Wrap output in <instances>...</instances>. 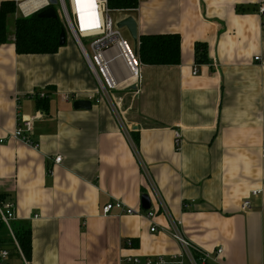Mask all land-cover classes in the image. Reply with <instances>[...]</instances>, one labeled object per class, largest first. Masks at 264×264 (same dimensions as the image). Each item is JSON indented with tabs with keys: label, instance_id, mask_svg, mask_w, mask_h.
<instances>
[{
	"label": "crops",
	"instance_id": "1",
	"mask_svg": "<svg viewBox=\"0 0 264 264\" xmlns=\"http://www.w3.org/2000/svg\"><path fill=\"white\" fill-rule=\"evenodd\" d=\"M260 6L264 0L142 1L133 17L138 38L178 34L180 61L142 64L136 83L115 91L122 97L119 114L100 98L73 39L52 54H17L20 14L7 15L0 44V195L14 202L17 223L30 234L27 264H118L126 254L177 253L167 232L150 231L153 224L170 226L154 191L189 241L208 252L222 249L220 264H264ZM197 43L206 47L202 64L195 62ZM76 99H90L91 108L73 109ZM36 113V148L10 138L17 115ZM253 190L260 193L251 196ZM143 194L150 209L141 207ZM246 198L252 208L242 212ZM113 201L139 213L102 215ZM6 263L24 264L16 254Z\"/></svg>",
	"mask_w": 264,
	"mask_h": 264
},
{
	"label": "built area",
	"instance_id": "2",
	"mask_svg": "<svg viewBox=\"0 0 264 264\" xmlns=\"http://www.w3.org/2000/svg\"><path fill=\"white\" fill-rule=\"evenodd\" d=\"M80 1L57 0L56 5L52 7L60 17L64 30L69 33L70 38L76 42L83 54L98 83L99 89L97 92L100 98L107 100L119 114L122 97L116 95L115 91L120 88L121 83L129 85L138 80L142 63L138 57V52H134L133 48L124 40L119 28L116 25L114 26L109 14L111 11L136 12L139 4L144 0H137V5L129 9H111L108 7V0H94L93 3H88L90 6L80 4L79 6H81L86 16L84 21L79 17L77 6ZM14 2L16 13L19 12V16L22 17H28L51 7L49 0H14ZM25 2H28L26 8L29 9L27 11L21 7ZM259 10L261 13L264 12V6H260ZM255 60H258V57H255ZM117 65L119 66L117 67ZM117 68L125 71L127 75L125 79L119 80ZM193 73H196V68H194ZM32 95L34 96V94ZM37 96L42 98L44 93H39ZM73 98L70 95L64 96V100ZM38 117L39 113H36L33 117L17 115V122L10 133V138L36 148L37 144L32 140L31 132L32 123ZM173 142L176 148L180 146L181 136L178 132H175ZM262 157H264V146ZM59 161L60 157H55L54 162ZM154 192L161 212L169 219L170 226L169 229H166L153 224L150 231L155 232L159 229L161 232H167L178 244L179 251L167 258L156 256L142 259L136 255L126 254L119 258L118 264H220L218 257L221 255L222 249L218 248L214 252H208L189 241L183 234L181 221L170 215L168 208L161 202L158 193ZM259 193V190H253L250 194L256 196ZM251 208L252 204L249 198L242 200L240 205L242 212H247ZM113 211L128 215L139 213V211L127 207L120 201L109 202L102 206V215L104 216ZM154 216L155 212L150 210L146 212L147 219H153ZM21 230H24V228L17 223L14 202L6 196L0 195V264H7L6 260L11 254L19 255L23 263L27 264L18 237ZM132 244L131 239L124 241L125 248H130Z\"/></svg>",
	"mask_w": 264,
	"mask_h": 264
},
{
	"label": "trees",
	"instance_id": "3",
	"mask_svg": "<svg viewBox=\"0 0 264 264\" xmlns=\"http://www.w3.org/2000/svg\"><path fill=\"white\" fill-rule=\"evenodd\" d=\"M137 5V0H108L111 9H129ZM15 12L13 1H3L0 4V44L5 42L6 17ZM57 15V14H56ZM64 31L62 21L56 18H42L38 13L28 17L15 18V52L17 54H52L59 45V35ZM65 34V31H64ZM66 38V34H65ZM138 57L146 65H174L180 61V36L178 34L140 35L137 47ZM195 62H207L204 44H195ZM47 99L38 98V106L46 108ZM24 228V227H23ZM19 242L24 256L31 251V238L26 230L19 232Z\"/></svg>",
	"mask_w": 264,
	"mask_h": 264
},
{
	"label": "water",
	"instance_id": "4",
	"mask_svg": "<svg viewBox=\"0 0 264 264\" xmlns=\"http://www.w3.org/2000/svg\"><path fill=\"white\" fill-rule=\"evenodd\" d=\"M49 3L51 5V7H48L46 9L42 10L41 12H39L38 13L39 17L52 18V19L56 18L57 15H56L55 9L52 6L56 5L57 0H49ZM116 27L119 29L126 28V30L128 31V33H129V35L133 41V50H134V52H136L137 51V42H138V32H137V23H136L135 19L131 16L125 17L116 23ZM65 40H66V38H65L64 31H63L59 35V41H58L59 45H61V46L64 45ZM135 88H136L135 84H132V85L126 87L127 90L135 89ZM72 107H73V109L88 110L91 108V101L87 100V99H76L73 101ZM140 202H141V207L143 209H149L151 207L150 199H149V196L147 194H143L141 196Z\"/></svg>",
	"mask_w": 264,
	"mask_h": 264
},
{
	"label": "rangeland",
	"instance_id": "5",
	"mask_svg": "<svg viewBox=\"0 0 264 264\" xmlns=\"http://www.w3.org/2000/svg\"><path fill=\"white\" fill-rule=\"evenodd\" d=\"M110 17H111V20L114 24V26L116 25V23L125 18V17H128V16H131V17H134V16H137V14L135 12H117V11H111L110 12ZM60 19V17H59ZM61 21V19H60ZM65 31V30H64ZM122 37L124 38V40L128 43V45L133 48V41H132V38L130 37L128 31L126 30V28H121L119 29ZM65 34H66V39L69 40L70 39V35L67 31H65ZM86 48L88 49V47L86 46ZM89 51V50H88ZM90 53V52H89ZM119 65H117L118 67ZM118 70V73H119V80H123L126 78L127 75H125V71H122L121 69L117 68Z\"/></svg>",
	"mask_w": 264,
	"mask_h": 264
},
{
	"label": "bare ground",
	"instance_id": "6",
	"mask_svg": "<svg viewBox=\"0 0 264 264\" xmlns=\"http://www.w3.org/2000/svg\"><path fill=\"white\" fill-rule=\"evenodd\" d=\"M80 4H85L87 6H90L88 3H82L81 1L78 4V12H79V17L81 18L82 21L85 20L86 16H85V12L81 9V6H79ZM28 6V2H25L21 5L22 8H24L25 11H27L29 8H26ZM83 12V13H82ZM150 209V208H149Z\"/></svg>",
	"mask_w": 264,
	"mask_h": 264
},
{
	"label": "snow or ice",
	"instance_id": "7",
	"mask_svg": "<svg viewBox=\"0 0 264 264\" xmlns=\"http://www.w3.org/2000/svg\"><path fill=\"white\" fill-rule=\"evenodd\" d=\"M82 3H93L94 0H81Z\"/></svg>",
	"mask_w": 264,
	"mask_h": 264
}]
</instances>
